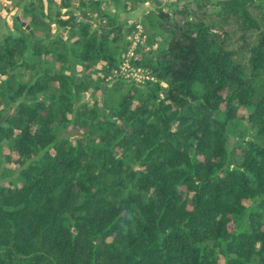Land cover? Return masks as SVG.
I'll return each mask as SVG.
<instances>
[{
	"label": "trees",
	"instance_id": "16d2710c",
	"mask_svg": "<svg viewBox=\"0 0 264 264\" xmlns=\"http://www.w3.org/2000/svg\"><path fill=\"white\" fill-rule=\"evenodd\" d=\"M24 1L0 26V264H264V0ZM138 21L155 82L107 80Z\"/></svg>",
	"mask_w": 264,
	"mask_h": 264
},
{
	"label": "built area",
	"instance_id": "2783aa9c",
	"mask_svg": "<svg viewBox=\"0 0 264 264\" xmlns=\"http://www.w3.org/2000/svg\"><path fill=\"white\" fill-rule=\"evenodd\" d=\"M161 5H172L183 0H158ZM193 1V0H190ZM220 1V0H210ZM148 12V10H147ZM145 12V13H147ZM146 35L144 33L143 25L140 21L136 22L133 30L127 35L126 41L128 43L127 49L121 58L118 67L107 78H122L127 81H131L137 85H142L147 82H155V78L150 72L139 65L133 63L136 56V50L139 46H142L145 42Z\"/></svg>",
	"mask_w": 264,
	"mask_h": 264
},
{
	"label": "rangeland",
	"instance_id": "374dc122",
	"mask_svg": "<svg viewBox=\"0 0 264 264\" xmlns=\"http://www.w3.org/2000/svg\"><path fill=\"white\" fill-rule=\"evenodd\" d=\"M20 4H19L18 7H16V6L14 7L11 2H9V1L7 2L5 0H0V19H1V22H0L1 25L0 26L2 28V31H6L7 27H10L11 15H13V14L16 15V12L19 9ZM52 9H54V8L52 7ZM146 9L149 10V6H147ZM20 11H21V9H20ZM20 11L17 14V16L21 17ZM152 16H154V14H150L147 17L151 18ZM55 31L59 32V29L55 28ZM120 94H121V92L115 95V94L107 91L106 94L104 95L105 104L108 107L114 106L116 104V101H117V96H120ZM100 97H101L100 94H96V95L93 96V95H91V93H87V94H81L79 96V100L81 102H86L88 104H91L94 101V99H100ZM234 126H235V129H236L237 132L241 131V130H243V131L246 130L247 131L249 129L248 125L243 120H236L234 122ZM237 127H239L240 130ZM61 134L64 135V134H66V132H62ZM230 136H231L230 139H231V143H232L233 141H235V139L237 137V133L235 134V132H231ZM3 150L5 151L6 149L4 148ZM0 182H3V180L0 179Z\"/></svg>",
	"mask_w": 264,
	"mask_h": 264
},
{
	"label": "crops",
	"instance_id": "0c3cea01",
	"mask_svg": "<svg viewBox=\"0 0 264 264\" xmlns=\"http://www.w3.org/2000/svg\"><path fill=\"white\" fill-rule=\"evenodd\" d=\"M147 6H141L137 10L129 12V13H122L120 14V18L122 20H134V19H139L141 15L145 12H147ZM77 10V9H76Z\"/></svg>",
	"mask_w": 264,
	"mask_h": 264
},
{
	"label": "water",
	"instance_id": "95a60500",
	"mask_svg": "<svg viewBox=\"0 0 264 264\" xmlns=\"http://www.w3.org/2000/svg\"><path fill=\"white\" fill-rule=\"evenodd\" d=\"M24 3H25V1L23 0V1L21 2V4H20L19 9H18L17 12H16V16H17V14L19 13V11H20V9H21V7L23 6ZM71 8L74 10L75 17H74V19L68 24V26H71V24H73V23H75V22H77V21H82V19H80L79 15L77 14L76 5L73 4Z\"/></svg>",
	"mask_w": 264,
	"mask_h": 264
}]
</instances>
